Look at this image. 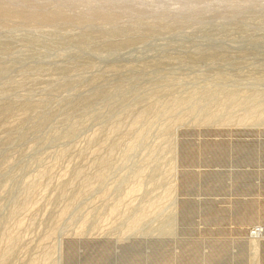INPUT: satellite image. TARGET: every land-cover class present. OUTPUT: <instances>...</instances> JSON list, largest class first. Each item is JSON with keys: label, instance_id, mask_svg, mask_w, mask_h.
Segmentation results:
<instances>
[{"label": "rangeland", "instance_id": "obj_1", "mask_svg": "<svg viewBox=\"0 0 264 264\" xmlns=\"http://www.w3.org/2000/svg\"><path fill=\"white\" fill-rule=\"evenodd\" d=\"M263 243L264 0H0V264Z\"/></svg>", "mask_w": 264, "mask_h": 264}, {"label": "water", "instance_id": "obj_2", "mask_svg": "<svg viewBox=\"0 0 264 264\" xmlns=\"http://www.w3.org/2000/svg\"><path fill=\"white\" fill-rule=\"evenodd\" d=\"M192 135H190V137L189 138H191V137H194L195 135H197V132H195V131H189ZM209 132H211V131H200V132H198V133H200V135H201V137H203L204 136V133H209ZM183 134V131L181 132V135ZM180 144H181V141H179V147H180ZM260 167V166H259ZM199 168H204V167H202V166H199ZM239 168H242V167H234V169H239ZM182 169H184V167L182 168ZM186 169H196V167H192V168H186ZM180 194L183 196V197H194V196H197V195H195L194 193H182V192H180ZM216 196H209V195H202V194H198V198H195V199H199V198H207V197H220L221 195H237V196H245V197H251L250 195H248V194H243V195H241V194H235V193H226V194H215ZM182 199H185V198H182ZM181 199V200H182ZM180 200V201H181ZM212 222H208V223H205V224H211ZM214 232V234H217L216 233V231H213ZM93 245H99L100 244V240L99 239H97V240H92V241H90ZM75 243H82V241H80V240H68L67 242H66V247H70V246H72L73 244H75ZM118 248V246L116 247V246H113V249L114 250H116ZM262 248H264V243L262 244ZM78 249H80L79 247H78ZM232 251H234L235 250V248H233L232 247V249H231ZM263 257H264V254L262 255V259H263ZM82 262H77L76 264H81ZM65 264H66V260H65ZM117 264V263H116ZM263 264H264V262H263Z\"/></svg>", "mask_w": 264, "mask_h": 264}]
</instances>
